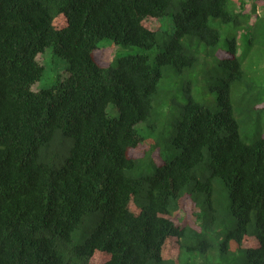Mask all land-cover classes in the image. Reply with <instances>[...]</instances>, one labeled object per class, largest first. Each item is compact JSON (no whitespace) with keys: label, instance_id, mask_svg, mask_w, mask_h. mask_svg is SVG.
<instances>
[{"label":"trees","instance_id":"trees-1","mask_svg":"<svg viewBox=\"0 0 264 264\" xmlns=\"http://www.w3.org/2000/svg\"><path fill=\"white\" fill-rule=\"evenodd\" d=\"M263 1L0 0V264H264Z\"/></svg>","mask_w":264,"mask_h":264},{"label":"rangeland","instance_id":"rangeland-1","mask_svg":"<svg viewBox=\"0 0 264 264\" xmlns=\"http://www.w3.org/2000/svg\"><path fill=\"white\" fill-rule=\"evenodd\" d=\"M251 1H249L248 3H250ZM252 3V2H251ZM250 3V4H251ZM248 4V5H250ZM264 4V1L262 3H259L258 4V7L259 8V12H253L252 14V17H251V20L250 22L253 24L255 23V20L257 18H259L258 20H256V24H255V27L259 24V26L261 25H264V7L261 5ZM64 17H62L60 19L59 22L63 23ZM249 30H254V27L251 26L249 28ZM221 31L222 33H224V29L221 28ZM100 46L102 49H100L98 51V54L102 57L103 60H106L108 62H112L114 60H116L117 58H119L120 56H125V55H128V54H138V53H144V52H154V50H145L143 49L142 47L140 46H137V45H127V46H124V45H121V44H117L115 43L112 39L110 38H103L101 41H100ZM247 48V47H246ZM47 51L51 52L50 49H47ZM47 52V56L50 58L49 53ZM248 58H246L245 60V64L251 67H247V70L251 73V76L254 78V79H257V80H264V44L263 42L260 43V45L258 46L257 49H253L251 50L250 54L247 56ZM55 63V68L58 69L55 71V74L60 71V68L62 67H65L68 66L67 65V61L64 60L63 58H60L58 56H55L54 55V59H52ZM51 62L49 61V63L47 64V61H46V75L44 76V82H43V85H51L53 83V80H54V75L53 74V77L52 75H49L50 74V64ZM106 63V62H104ZM49 75V76H48ZM145 148H146V145H145ZM193 207V206H192ZM189 208H184V210H181L180 212V219L181 220H190L191 217L193 219V208L191 211H187ZM107 259V256L104 255L103 253L102 254H99L95 256V258H93L92 260V264H98V263H101L103 261H105Z\"/></svg>","mask_w":264,"mask_h":264},{"label":"clouds","instance_id":"clouds-1","mask_svg":"<svg viewBox=\"0 0 264 264\" xmlns=\"http://www.w3.org/2000/svg\"><path fill=\"white\" fill-rule=\"evenodd\" d=\"M259 8H260V7L257 6V11H258V12H259Z\"/></svg>","mask_w":264,"mask_h":264}]
</instances>
